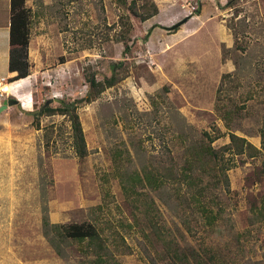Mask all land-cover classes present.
Returning <instances> with one entry per match:
<instances>
[{
    "label": "rangeland",
    "instance_id": "rangeland-1",
    "mask_svg": "<svg viewBox=\"0 0 264 264\" xmlns=\"http://www.w3.org/2000/svg\"><path fill=\"white\" fill-rule=\"evenodd\" d=\"M155 1L141 22L115 0H25L29 75L0 98L18 101L0 113V264H264V0ZM9 17L0 0V78ZM114 64L118 82L88 101L86 78ZM49 99L78 115L82 161L68 115L28 114ZM216 130L214 150L234 134L260 153L226 155L195 186L146 180ZM44 219L91 224L102 250L52 244Z\"/></svg>",
    "mask_w": 264,
    "mask_h": 264
},
{
    "label": "trees",
    "instance_id": "trees-1",
    "mask_svg": "<svg viewBox=\"0 0 264 264\" xmlns=\"http://www.w3.org/2000/svg\"><path fill=\"white\" fill-rule=\"evenodd\" d=\"M119 5L125 7L128 14L138 18L141 22L150 20L159 14L161 6H159L155 0H115ZM9 61H8V82L13 83L21 79H25L29 75V64L27 60V48L29 44V24L30 17L28 9L25 7V0H9ZM199 12L197 11L196 14ZM128 15L120 18V24L123 26L125 19H128ZM124 21V22H123ZM177 29V28H176ZM175 30V29H171ZM174 32V31H173ZM127 48V46H126ZM120 64L112 65L113 75L109 79L103 81H97L93 77H87L86 80L89 83L90 91L88 101H93L101 92L107 88L112 87L118 82L116 76V69ZM40 114L45 115H68V119L71 126V138L73 151L78 159L82 161L87 156V149L85 138L82 130V126L78 115L74 112V108L68 109L65 107H58L52 109L46 107ZM203 137L206 139V145L198 144L191 145L187 154L189 156L186 168L177 170L171 167L165 171V174L160 175L159 171L154 173L145 174L146 180L153 183L168 181L171 184L174 183H188L189 185H196L197 181H203L205 176H216L215 172L219 169L224 170V158L226 155H243L255 156L260 153L258 149L252 146L244 138H240L234 134L229 135V143L214 150L211 144L220 138L218 130L214 135H210L208 132H204ZM261 148H264V135H261ZM202 158V159H200ZM205 160V161H204ZM198 168V170H195ZM196 199V197H194ZM260 214V213H259ZM46 218V217H45ZM207 219L215 220V216L207 212ZM46 227L45 235L49 238L52 244H56L57 239L63 240H75V241H87L91 245L95 244L100 246L97 242L100 241V237L94 226L91 224H70V225H52L48 224L47 220H43ZM210 222V221H209ZM102 250V246L99 247ZM106 262L103 254H98L94 264H101ZM107 263V262H106Z\"/></svg>",
    "mask_w": 264,
    "mask_h": 264
},
{
    "label": "water",
    "instance_id": "water-1",
    "mask_svg": "<svg viewBox=\"0 0 264 264\" xmlns=\"http://www.w3.org/2000/svg\"><path fill=\"white\" fill-rule=\"evenodd\" d=\"M188 18H185L183 19L182 21L176 23L175 25H173L170 29H176L178 28L179 26H181L182 24H184L186 21H187ZM58 102L62 107H65V104L61 101H58L56 99H49L47 102L44 103V105H42V107L37 110V111H34V112H28V114H31V115H35L37 113H40L42 112L46 107H48L50 104H52L53 102ZM14 105H18V101L16 99H10L9 101L6 102V104L4 105H1L0 106V113L4 110H6L8 107L10 106H14ZM22 112L25 113V111L22 110Z\"/></svg>",
    "mask_w": 264,
    "mask_h": 264
},
{
    "label": "crops",
    "instance_id": "crops-1",
    "mask_svg": "<svg viewBox=\"0 0 264 264\" xmlns=\"http://www.w3.org/2000/svg\"><path fill=\"white\" fill-rule=\"evenodd\" d=\"M9 49H10V47L8 46L7 51L3 52L2 56H1V59H2V63H1L2 64V71L1 72H3L5 74L4 76H7V77L9 74V72H8ZM23 244H24V242H23ZM20 248H21V246L18 248V250H20ZM19 263L25 264L26 262H25V260H23V262H21V260H19Z\"/></svg>",
    "mask_w": 264,
    "mask_h": 264
},
{
    "label": "built area",
    "instance_id": "built-area-1",
    "mask_svg": "<svg viewBox=\"0 0 264 264\" xmlns=\"http://www.w3.org/2000/svg\"><path fill=\"white\" fill-rule=\"evenodd\" d=\"M9 82L8 78L2 77L0 78V98H8L9 96ZM6 96V98L4 97Z\"/></svg>",
    "mask_w": 264,
    "mask_h": 264
},
{
    "label": "clouds",
    "instance_id": "clouds-1",
    "mask_svg": "<svg viewBox=\"0 0 264 264\" xmlns=\"http://www.w3.org/2000/svg\"><path fill=\"white\" fill-rule=\"evenodd\" d=\"M14 83V82H13Z\"/></svg>",
    "mask_w": 264,
    "mask_h": 264
}]
</instances>
